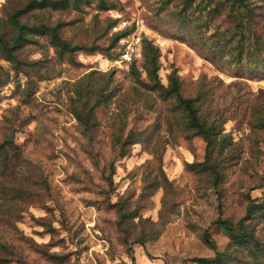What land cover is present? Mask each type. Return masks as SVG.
Segmentation results:
<instances>
[{"label": "rangeland", "instance_id": "obj_1", "mask_svg": "<svg viewBox=\"0 0 264 264\" xmlns=\"http://www.w3.org/2000/svg\"><path fill=\"white\" fill-rule=\"evenodd\" d=\"M28 1L0 0V35L15 14L71 50L31 34L0 55V264H264V208L243 221L252 241L218 224L264 200V0H244L251 38L225 0ZM172 77L223 148L186 128Z\"/></svg>", "mask_w": 264, "mask_h": 264}, {"label": "trees", "instance_id": "obj_2", "mask_svg": "<svg viewBox=\"0 0 264 264\" xmlns=\"http://www.w3.org/2000/svg\"><path fill=\"white\" fill-rule=\"evenodd\" d=\"M81 0H29L27 4L25 5V8L27 10L29 9H42V8H65L71 3L74 6H77V4ZM225 2H228L230 4V10L232 11V14L237 21V24L235 25V34L239 38H244L245 32H249L247 35H249L247 38H251V31H249L250 27L246 26L242 20L246 19V13L248 10L246 9V6L244 4V0H225ZM204 3L209 5L212 3V0H204ZM236 6H243L244 10L243 12H238V8ZM18 17L13 14L9 17V22L14 30L13 35L11 39L5 38L4 36L0 35V55L4 60L7 61H13L15 60V49L20 46L21 43L24 41L29 40L28 37L31 36V34H42L46 35L50 38L51 44L55 47H58L61 51H70V46L60 39L58 36L57 28L55 27H48L46 25L40 24L37 26L28 27L26 24H21L18 19ZM229 35H232V33H228ZM123 34L118 35V38H121ZM150 46V45H149ZM151 49H148V52H144V58L147 61L146 70L150 74V72H153L154 76L156 77V58H157V52L156 49L153 50V54H150ZM133 69V66H132ZM171 94L178 102V105L185 111L186 113V128L191 130L193 134L200 136L203 141L206 144V150L207 151H213L215 147L223 148V138L224 137H217L219 134L218 130L216 129V125L214 122L208 123L206 120H201L200 116L198 115L197 108L194 106V101L191 99L183 98L180 94L178 80L175 77H172L171 79ZM76 118L78 121L82 124H87V121L85 118H88V116L85 117V115L74 112ZM222 138V139H221ZM138 143V139H135L131 136V134H128L124 141L125 145H134ZM5 144H0V165H3L6 161L5 154ZM121 151H118L117 157L122 158L126 155V151H124L123 147L120 148ZM204 166H207L204 164ZM216 165L212 164L209 165L207 169H210L212 172L217 173ZM264 208V200H262L259 204H250L246 208L245 215L243 218H241L237 223L236 226L233 225L231 222L225 219L218 218V224L222 226L224 233L228 236V238L231 241L234 242H242L245 241L248 237L251 239L250 241L254 240L253 232L251 234L250 230L243 225V221L247 220L252 217V214L254 211L257 213H261L262 209ZM250 233V235H248ZM204 242L206 245H208L211 248H214V245L211 243L208 235L204 234ZM261 251V250H260ZM199 262L203 264H222V259L219 258V260L216 262L209 261L206 259H200Z\"/></svg>", "mask_w": 264, "mask_h": 264}, {"label": "built area", "instance_id": "obj_3", "mask_svg": "<svg viewBox=\"0 0 264 264\" xmlns=\"http://www.w3.org/2000/svg\"><path fill=\"white\" fill-rule=\"evenodd\" d=\"M120 60L123 62H129L131 60V52L128 50H125L121 55H120Z\"/></svg>", "mask_w": 264, "mask_h": 264}]
</instances>
